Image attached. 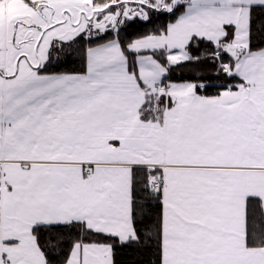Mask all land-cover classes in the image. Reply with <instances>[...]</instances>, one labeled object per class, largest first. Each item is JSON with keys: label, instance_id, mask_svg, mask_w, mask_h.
Masks as SVG:
<instances>
[{"label": "snow or ice", "instance_id": "1", "mask_svg": "<svg viewBox=\"0 0 264 264\" xmlns=\"http://www.w3.org/2000/svg\"><path fill=\"white\" fill-rule=\"evenodd\" d=\"M0 264H264V0H0Z\"/></svg>", "mask_w": 264, "mask_h": 264}]
</instances>
